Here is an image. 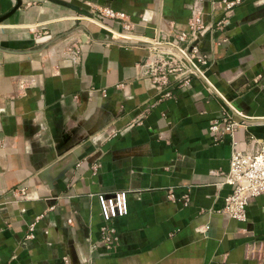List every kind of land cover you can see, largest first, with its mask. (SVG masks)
<instances>
[{
	"label": "crops",
	"instance_id": "obj_1",
	"mask_svg": "<svg viewBox=\"0 0 264 264\" xmlns=\"http://www.w3.org/2000/svg\"><path fill=\"white\" fill-rule=\"evenodd\" d=\"M17 1L0 0V264H264V195L248 222L223 210L233 142L264 141V0H201L206 64L161 100L144 41L189 31L194 0ZM224 108L234 135L210 128ZM72 158L52 188L38 176ZM116 191L106 250L97 195Z\"/></svg>",
	"mask_w": 264,
	"mask_h": 264
},
{
	"label": "built area",
	"instance_id": "obj_2",
	"mask_svg": "<svg viewBox=\"0 0 264 264\" xmlns=\"http://www.w3.org/2000/svg\"><path fill=\"white\" fill-rule=\"evenodd\" d=\"M228 5H232L229 3ZM102 15L118 17L119 13L112 9H98ZM204 11L201 0H194L190 7V30L184 32L174 31L171 36L158 32L154 37L144 41L148 47V54L140 65L142 74L152 77L161 100L173 97L175 87L180 84H190L192 78L202 73L206 59L202 47L197 43L200 28L204 27ZM42 34L46 29L42 27ZM170 37V38H169ZM58 54L73 63L79 61V38L64 39L62 47L55 49ZM229 104V103H228ZM152 104L148 103V109ZM234 111L235 109L229 105ZM244 122L238 120L229 108H224L220 116L215 119L210 128L214 133L235 134ZM225 183L232 187L231 193L226 197L224 213L240 222H248V204L253 197L264 195V141L255 137L251 140L250 148L244 147L240 142H233L230 166L225 172ZM20 195L26 194L25 188L19 189ZM128 192L116 191L114 193L97 195L102 224L99 227V239L95 244L103 245L111 250L118 240L114 220L127 215L129 212ZM185 204H189L188 194L183 196Z\"/></svg>",
	"mask_w": 264,
	"mask_h": 264
},
{
	"label": "water",
	"instance_id": "obj_3",
	"mask_svg": "<svg viewBox=\"0 0 264 264\" xmlns=\"http://www.w3.org/2000/svg\"><path fill=\"white\" fill-rule=\"evenodd\" d=\"M20 0L17 1V5L15 7H18L20 5ZM247 82V78L245 75H241L234 83H232V86L236 89H238L240 86L244 85ZM76 162L75 159H70L69 161H67L64 164H60L58 163L56 165V171L53 175L49 174V168L43 169L40 173H39V177L44 178V180L46 181L47 185L52 188L53 187V182L55 180H57L58 178H60L62 176V174L68 169L70 168L74 163Z\"/></svg>",
	"mask_w": 264,
	"mask_h": 264
}]
</instances>
